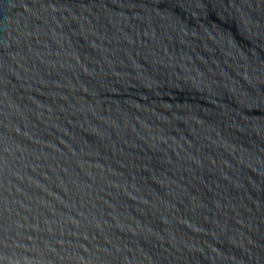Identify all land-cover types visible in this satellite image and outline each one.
<instances>
[{
    "label": "water",
    "instance_id": "obj_1",
    "mask_svg": "<svg viewBox=\"0 0 264 264\" xmlns=\"http://www.w3.org/2000/svg\"><path fill=\"white\" fill-rule=\"evenodd\" d=\"M0 264H264V0H0Z\"/></svg>",
    "mask_w": 264,
    "mask_h": 264
}]
</instances>
